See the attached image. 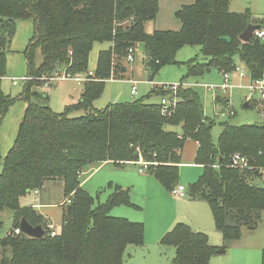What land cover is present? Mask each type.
<instances>
[{
  "label": "trees",
  "instance_id": "16d2710c",
  "mask_svg": "<svg viewBox=\"0 0 264 264\" xmlns=\"http://www.w3.org/2000/svg\"><path fill=\"white\" fill-rule=\"evenodd\" d=\"M188 1L175 13L178 30L147 33L144 25L155 19L157 0H0V123L15 100L26 103L13 145L1 164L0 212L12 211V228L25 218L44 229L42 237L34 238L15 234L10 228L0 236V264H123L128 246L143 243V224L110 215L114 207L133 205L127 190L109 183L108 197L95 204L94 197L80 185L81 172L92 163L121 165L142 160L148 162L146 171L172 192L178 186L186 139L197 143L194 163L202 168L188 194L208 204L223 239L238 241L243 228L258 226L264 214V185L255 180L264 183V122L240 126L221 123L214 142L213 122L204 115L195 87L178 88L177 103L170 114H163L159 103L143 98L103 109L92 106L105 81L119 76L122 58L125 60L128 49L137 43L144 45L150 81L161 67L174 61L176 51L183 46H199L204 61L188 60L181 81L213 69L230 72L236 57L250 78L262 75L264 41L254 34L247 42L239 36L249 24L263 30L264 20L248 11L231 12V0ZM21 19L33 22L23 52L26 76L32 79L23 81L22 91L13 98L3 91L1 83L6 74L5 50ZM96 42L111 45L98 52L93 75L83 82L76 103L55 112L33 100L42 96L33 88L56 71L71 75L89 72L88 56ZM168 93L155 85L147 97ZM77 109L85 113L68 115ZM234 153L245 156L252 169L233 167L229 159ZM55 179L61 180L69 202L63 207L60 233L52 237L44 216L33 206L21 207L19 200ZM161 244L174 247L171 264H209L217 250L225 251L186 223L175 224L161 238Z\"/></svg>",
  "mask_w": 264,
  "mask_h": 264
},
{
  "label": "rangeland",
  "instance_id": "374dc122",
  "mask_svg": "<svg viewBox=\"0 0 264 264\" xmlns=\"http://www.w3.org/2000/svg\"><path fill=\"white\" fill-rule=\"evenodd\" d=\"M157 1H159L158 3L160 4L158 14L154 20L145 23V30L148 31L149 27H151V24H148L149 22L152 23V25L156 23V26L159 28L177 30V23H180L175 13L182 4L188 3L189 1ZM229 10L236 13H245L248 11L254 18L264 20V0H231L229 3ZM32 32V20H18L16 22L14 35L5 50L6 74L2 79L1 86L3 91L13 98H16L22 91L23 81H20V78L27 73L23 52ZM262 41H264V38ZM110 45L111 43L108 42H96L93 44L88 56L87 67L89 71H93L96 66L98 52L102 49H107ZM133 55L134 59L132 62H127L122 58V65L126 68L122 76H116V78H110L105 81L102 94L92 104L94 109H103L109 104L127 102L139 98H143L145 102L156 103L159 101L160 97L155 95L147 97L152 86L178 83L186 76V62L188 60L196 58L198 62L204 61L200 54L199 46H183L176 51L174 61L171 64H166L161 67L150 81L145 64L146 56L142 43H138L135 46ZM37 59H40L39 55ZM235 61L236 66L245 71V78H234L233 83L246 84L248 82V71L237 57ZM120 73L119 71V74ZM12 78L17 80V85H12ZM185 80L198 83V85L194 87L202 101L204 115L213 122L211 135L214 142L217 141L218 135L221 132V123L227 122L235 126H240L260 122V117L253 107L245 108L243 106L246 102V89L236 87L231 93H225L219 88H215L213 91L205 88V84L219 85L222 83V75L219 71L213 69L203 73L201 76H192ZM55 81L56 80L40 81L38 83L39 87H35L33 90H36L38 93L41 92L42 94L43 92L45 93V91H47L46 93L50 91V106L57 110V112H63L64 109L60 104L61 94L55 89L57 86L50 85L45 88V85H47L45 83H53ZM131 87H134L136 90V95L133 97H131L129 92ZM227 97L233 107L234 114L226 118L219 117L217 111L225 107V100ZM220 98L224 100L219 101ZM33 100L39 103L40 98H35ZM19 103L22 102L19 100L13 102L10 106L12 107L11 110L7 111L0 123V172L3 158L11 148L15 137V134H13V127H15V125L12 126L11 129V124L9 122L11 121L12 113L19 109V105H21ZM84 113L82 109H77L72 110L68 115L70 117H77ZM175 129L178 130L176 127ZM184 144L185 146L181 156L177 178L178 185L186 187L184 197L180 196L175 199L171 196L166 197L164 192L165 188H163L155 177L147 172L146 169H144L143 173H139L138 168L141 167V164L135 162H127L121 165L115 164L112 161L104 162L99 166L100 168L96 170L97 172L86 181L83 189L94 197L95 204L102 203L106 200L111 192V189L108 187L109 183L129 189L128 194L130 202L133 205L114 207L110 215L113 217L125 218L132 222H141L144 227V234L143 243L141 245L128 246L123 257V264H171L175 249L173 246L161 244V238L177 223H186L195 230L201 229L207 235L211 245L224 247L225 250H232L234 247L240 248L242 246H258L261 264H264V214L256 228H243L240 241H225L221 233L215 228L212 216L211 219H208L207 217H203L202 214H196L197 208L194 206L193 200L197 199L189 196L188 187L199 178L202 173V168L198 164H188L193 162L194 142L186 139ZM88 168L89 166H87L85 170L87 171ZM248 169H252V167H248ZM86 171L81 172L79 179L88 174ZM255 183L264 185L260 179H256ZM44 185L42 189L45 193H43L45 195V200L50 199L52 203H56L52 207L42 209V213L50 215L52 220L48 222V218L44 217L46 219V225L48 223H54L57 227H61L63 224V212L65 210L63 207L66 206V197L63 195L61 180L55 179L50 182L47 181ZM175 188H177V186ZM189 198L192 200H189ZM58 202L59 205L57 204ZM203 205H205L208 213H210L205 202H203ZM115 210L118 212L121 211V214L113 213ZM0 221L2 222L0 229L1 237L8 233L10 228L14 233V229L16 228H12V211L8 209L1 211ZM17 228H19V226ZM228 257H230V255H212L209 264H216V261L219 260H228Z\"/></svg>",
  "mask_w": 264,
  "mask_h": 264
},
{
  "label": "built area",
  "instance_id": "2783aa9c",
  "mask_svg": "<svg viewBox=\"0 0 264 264\" xmlns=\"http://www.w3.org/2000/svg\"><path fill=\"white\" fill-rule=\"evenodd\" d=\"M253 34L262 39L264 38V30L257 29L253 32ZM134 48L128 49V54L125 57V60L127 62H132L134 59ZM93 73L92 71H89L87 73H78L71 75L69 73H66L65 70L56 71L54 75L45 78V80H74L77 83H83L92 77ZM222 75V83L219 85H207L205 84V88L207 90L213 91L215 88H219L225 93H231V91L238 87V88H244L247 90V95L245 96V100L247 103L251 104V106L256 110L260 117V122H264V72L262 75L258 78H250L248 74V82L246 84H234L233 79H244L245 78V71L243 69H240L239 67L235 66V68L230 72H223ZM32 79L31 77L25 76L21 77L20 81H26ZM12 85H17L18 82L16 79H11ZM198 85L197 83H192L190 81H180L178 83L173 84H160L159 87L164 89L165 91H169L167 95H162L159 98V104L161 106V111L163 114L171 113L173 108H175L177 103V90L180 87H194ZM131 95L136 94V90L134 87L130 90ZM234 114L233 107L229 102V98L227 97L225 100V107L223 109H220L217 111V115L219 117L226 118L228 116H232ZM264 147V145H263ZM231 162H229L233 167H239V168H245L248 166V159L239 154L234 153L231 157ZM141 167L139 168V171H142L145 169L148 165V162L146 161H140ZM185 188L182 185H178L176 190H173V193L175 195L181 196L183 195ZM33 194L35 196H38V190H34ZM69 202V199H66V203ZM64 204V203H62ZM46 228L48 230V233L50 236L54 237L57 234L60 233L61 227H57L54 223H48L46 225ZM15 234L22 233L19 228L14 229Z\"/></svg>",
  "mask_w": 264,
  "mask_h": 264
},
{
  "label": "crops",
  "instance_id": "0c3cea01",
  "mask_svg": "<svg viewBox=\"0 0 264 264\" xmlns=\"http://www.w3.org/2000/svg\"><path fill=\"white\" fill-rule=\"evenodd\" d=\"M148 24H151L150 25L151 27H149L148 31L145 30L147 33H151L155 29L168 30V29H163V28L157 27L156 23H153V25H152V23L149 22ZM144 28H145V25H144ZM179 28H180V24L177 23V28L176 29L178 30ZM143 48H144V45H143ZM134 52H135V50H134ZM122 68H124L125 70H122ZM122 68L120 70V72H121L120 74H122L123 72L126 71L125 66H122ZM120 74H119V76H120ZM25 76L26 75L21 76V77H25ZM192 83H197V82H192ZM45 84H47V85H45L46 86L45 88L49 87L50 85L51 86H55V85L57 86L55 89L58 90V92L61 94V97H60L61 98V102H60V104H61V107H63V109L67 105H71L73 103H76L81 98V94L83 92V83H77L76 81L70 80V79H68V80H56L53 83L52 82H47ZM154 86H152V87H154ZM152 87L150 88V91H151ZM131 89H132V87L130 88V90ZM130 90H129V92H130ZM46 92L47 91H45V93L43 92L42 96L40 97L39 103L42 104V105H46V106L50 107L52 110H54L55 112H57V110L53 109L50 106V103H49V100L51 99L50 98V91H48V93H46ZM133 96L134 95H131V97H133ZM17 100L21 101L22 103H19V104H21V105H19V109H17V111H15L14 113H12L11 121L9 122L11 124V129H12V126L15 125V127H13V134H15V137H16V133H17V129H18L19 123H20V121L22 119V116H23V112H24L25 107H26V103L23 100H21V99H17ZM223 100H224L223 98L219 99V101H223ZM158 102L159 101H157L156 103H158ZM11 108L12 107H9L8 110L10 111ZM6 113H5V115H6ZM15 137H14V139H15ZM189 140L194 142V146L195 147H194V151H193V162L192 163H188V164H195L194 163V158H195V153H196V149H197V143L194 140H192V139H189ZM13 142H14V140H13ZM13 142H12V145H13ZM184 146H185V144H184ZM184 146H183V149H184ZM183 149H182V152H181V156H182V153H183ZM103 163L104 162H102L100 164H90L89 168L87 169V171L85 169L83 170V172L86 171V172H88V174L80 179L81 180L80 185H81L82 188L84 187V185H85L86 181L88 180V178L92 177V175L97 172L96 170H98L100 168L99 166L102 165ZM128 163H133V162H128ZM137 163L140 164V160ZM139 168H138V170H139ZM143 172H144V169L142 171H139V173H143ZM48 182H50V181H48ZM184 188H185V190L183 192V195H181V197L185 196L186 187H184ZM123 189H125V190H127V192H129V189H127V188H123ZM174 189H176V188H174ZM164 192H165L166 197H170L171 196L174 199L180 197L178 195H175L173 193V191L170 193L169 191L167 192V190H165ZM38 193L39 194L36 197H33V196H35L33 194V192H30L27 195L21 197L20 200H19V204H20V206H33V207H35L43 216L45 215L44 216L45 218H48V222H51L52 220H51L50 215L43 214L42 213V209L46 208V207H52L56 203H52V200H50V199L49 200H45V195H44L45 193L43 192V189L39 190ZM189 200H192V199L189 198ZM198 200H200V201H198ZM193 202H194L193 203L194 206L197 208L196 214H198V215L202 214L203 217H207L208 219H211V216H212L210 214L211 211H210V213H208L205 205H203V202H205V201H203L201 199H197V200H193ZM57 204L59 205V202ZM205 204H206V206H208V204L206 202H205ZM208 208H209V206H208ZM209 210H210V208H209ZM123 212L127 213L126 211H123ZM113 213L121 214V211L118 212L117 210H115V211H113ZM212 220H213V218H212ZM240 240H241V238L238 241H240ZM259 252L260 251H259L258 246H242L240 248H235L234 247L232 250L226 249L224 252L217 253V254L218 255H230V257H228L229 259L228 260L216 261V264H261L262 262H261V258H260Z\"/></svg>",
  "mask_w": 264,
  "mask_h": 264
},
{
  "label": "water",
  "instance_id": "95a60500",
  "mask_svg": "<svg viewBox=\"0 0 264 264\" xmlns=\"http://www.w3.org/2000/svg\"><path fill=\"white\" fill-rule=\"evenodd\" d=\"M259 29V26L256 25V24H249L246 29L240 34L239 38L244 41V42H247L253 32L255 30ZM122 70H125L124 68H122ZM243 106L245 108H248L249 107V104L247 102H245L243 104ZM229 162H231V159H229ZM19 229L20 231L29 236V237H34V238H40L43 236L44 234V229L42 228L41 225H31L25 218H21L20 220V223H19ZM224 252L223 250H217V253H222Z\"/></svg>",
  "mask_w": 264,
  "mask_h": 264
}]
</instances>
